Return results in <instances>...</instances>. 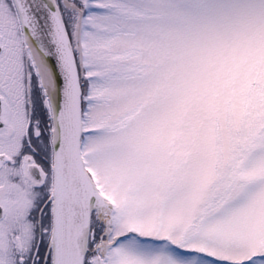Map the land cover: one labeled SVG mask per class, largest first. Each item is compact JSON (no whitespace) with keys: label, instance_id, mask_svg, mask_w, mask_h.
<instances>
[{"label":"snow or ice","instance_id":"1","mask_svg":"<svg viewBox=\"0 0 264 264\" xmlns=\"http://www.w3.org/2000/svg\"><path fill=\"white\" fill-rule=\"evenodd\" d=\"M0 264H264V0H0Z\"/></svg>","mask_w":264,"mask_h":264}]
</instances>
